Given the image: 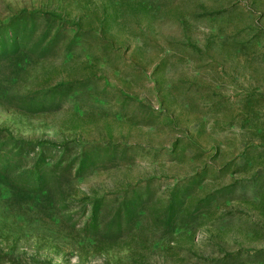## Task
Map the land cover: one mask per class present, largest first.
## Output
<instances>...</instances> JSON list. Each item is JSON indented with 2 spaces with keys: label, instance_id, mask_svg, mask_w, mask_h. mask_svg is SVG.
I'll return each mask as SVG.
<instances>
[{
  "label": "rangeland",
  "instance_id": "rangeland-1",
  "mask_svg": "<svg viewBox=\"0 0 264 264\" xmlns=\"http://www.w3.org/2000/svg\"><path fill=\"white\" fill-rule=\"evenodd\" d=\"M18 144L11 264H264V0H0Z\"/></svg>",
  "mask_w": 264,
  "mask_h": 264
},
{
  "label": "trees",
  "instance_id": "trees-1",
  "mask_svg": "<svg viewBox=\"0 0 264 264\" xmlns=\"http://www.w3.org/2000/svg\"><path fill=\"white\" fill-rule=\"evenodd\" d=\"M18 149H11V150H5L0 148V160L2 159L4 162L3 166L5 168H7L8 166L12 165V163H15L17 161H20L23 158L24 153L23 150L26 149L24 146H19V144L17 145ZM28 151H32L35 152L37 149L40 148V152L37 155V159H36V164L38 167H42V168H47V164L49 163V161L56 157L57 154L53 153L49 148H47L46 146H43L41 144L38 145H32V144H28ZM23 154V155H22ZM55 154V155H54ZM26 155V154H25ZM52 162V161H51ZM36 166V169H37ZM31 180V182L34 183H40L41 179H42V175H40L39 171H33L32 173L28 174ZM10 259L8 257V255L6 254H0V264H11L10 263Z\"/></svg>",
  "mask_w": 264,
  "mask_h": 264
}]
</instances>
